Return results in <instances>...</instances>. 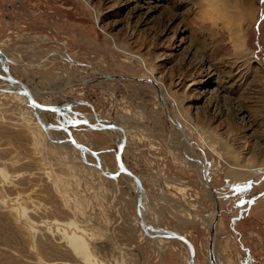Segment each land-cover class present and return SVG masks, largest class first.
Instances as JSON below:
<instances>
[{
  "label": "rangeland",
  "instance_id": "obj_1",
  "mask_svg": "<svg viewBox=\"0 0 264 264\" xmlns=\"http://www.w3.org/2000/svg\"><path fill=\"white\" fill-rule=\"evenodd\" d=\"M0 50L38 102L124 129L144 219L184 234L194 264H211V225L217 261L238 262L231 202L264 196V0H0ZM10 89L0 79V264H186L185 243L143 231L135 182L83 160L114 173L117 129L44 111L49 138ZM247 226L264 264V227Z\"/></svg>",
  "mask_w": 264,
  "mask_h": 264
},
{
  "label": "water",
  "instance_id": "obj_2",
  "mask_svg": "<svg viewBox=\"0 0 264 264\" xmlns=\"http://www.w3.org/2000/svg\"><path fill=\"white\" fill-rule=\"evenodd\" d=\"M7 62V58L6 55L0 50V65H1V70L5 73L6 76H1L0 78L3 79L4 81L8 82V83H16L18 84V87L15 91L17 93H19L20 95H22L25 100L27 101V104L29 107H31L33 109V112L35 113V110H43V111H55L58 112L62 115H64L66 118L69 119V122L71 124H84L86 126H88L89 128L93 129V130H103V129H117L119 130V132L121 133V142L118 146L117 152L115 154V159H116V164H117V170L114 173H106L105 171H103V169L100 167V165H96V164H90L93 167H97L100 171V173L102 175H105L107 177L110 178H114L119 174H127L136 184L137 186V200H136V215L138 218V221L141 225V227L143 228L144 232H152V234H148L145 233L147 236H161V237H166V238H173V239H178L180 241H182L183 243H185L189 249V257L188 260L186 262V264H194V257H195V247L193 245V243L184 235L179 233L178 231H175L173 229H167L164 227H155L152 226L149 222L147 223L142 214H141V204H142V194L144 191L143 188V184L141 182V179L139 178V176L135 173H133L130 169H128L127 167H125L122 163V152L123 149L125 147V143H126V136H125V131L123 130V128L121 126H119L116 123L113 122H106V123H101L96 121L94 124L90 123L87 119H82V120H78L76 118H74L65 108H63L61 105H57V104H44V103H40L37 100H35L31 94V90L29 89V87L22 82L21 80L15 78L14 76H12L5 63ZM108 78H124V79H130V80H135V81H146V82H150L151 81L149 79H144V78H134V77H127V76H106ZM35 117L37 118V121L39 122L40 127L43 130L48 129L49 125L43 123L39 118L38 115L35 113ZM178 127L183 130V127L178 124ZM65 132L69 135V139L65 140L66 142H70L76 149H78L82 155L83 153V147L78 144L77 142H75V140L72 138L69 130L64 129ZM83 160L86 162L85 158L83 157ZM216 202L218 203V198L215 196ZM218 204H216L217 206ZM214 242H215V238H214V227L213 225L210 226L209 229V238H208V257L210 260L211 264H219V262L217 261V259L215 258V254H214Z\"/></svg>",
  "mask_w": 264,
  "mask_h": 264
},
{
  "label": "crops",
  "instance_id": "obj_3",
  "mask_svg": "<svg viewBox=\"0 0 264 264\" xmlns=\"http://www.w3.org/2000/svg\"><path fill=\"white\" fill-rule=\"evenodd\" d=\"M229 189L231 188L229 187L227 190ZM244 189L248 188H242V190ZM228 192L229 191H222L221 193ZM242 192L244 193V191ZM262 194H264V192ZM233 202H231V205L232 209L235 210H232L233 213L230 215L228 227L242 252V256L236 264H255L257 261L255 259V254L253 253V248L244 242V237L246 234V229H249L247 224L252 226L255 225L256 227L258 224H260L264 227V196L258 198L257 200L243 198L239 201ZM247 216L250 218L246 219ZM257 231L259 232L260 230ZM261 238H264V235H261ZM257 264H263V262H257Z\"/></svg>",
  "mask_w": 264,
  "mask_h": 264
},
{
  "label": "bare ground",
  "instance_id": "obj_4",
  "mask_svg": "<svg viewBox=\"0 0 264 264\" xmlns=\"http://www.w3.org/2000/svg\"><path fill=\"white\" fill-rule=\"evenodd\" d=\"M209 2V1H208ZM214 3V2H213ZM207 4V3H206ZM212 5V4H211ZM226 4L224 5V4H222L221 5V7L220 8H217V10H220V9H225L226 8ZM219 7V6H218ZM222 12V11H221ZM227 14V11H226V13H225V15ZM236 35H237V33H236ZM239 36V35H238ZM236 38H237V36H236ZM3 52V51H2ZM0 68H1V65H0ZM2 76V75H1ZM1 79V78H0ZM3 80V79H2ZM4 81V80H3ZM151 81V80H150ZM4 82H6V81H4ZM149 82V81H148ZM151 83L157 88V83H153V81H151ZM6 84H8L9 86H11V89L10 90H12V91H14V93H17L15 90L17 89V88H19L18 87V84H16V83H8V82H6ZM2 89V88H1ZM7 90H9V89H7ZM18 94L19 93H17V96H18ZM31 94H32V92H31ZM20 95V94H19ZM22 96V95H21ZM33 96V95H32ZM23 97V96H22ZM161 97V96H160ZM24 98V97H23ZM34 98V97H33ZM25 99V98H24ZM35 99V98H34ZM26 101V100H25ZM27 102V101H26ZM27 105V107H29L28 106V104H26ZM31 110H32V113H33V115L35 116V113L38 115V118L44 123V122H46V120H44V118L42 117V112H44L43 110H35L36 112L34 113L33 112V109L31 108V107H29ZM55 112V111H54ZM36 118V117H35ZM75 118V117H74ZM77 119V118H76ZM36 120H37V118H36ZM79 120V119H78ZM171 121L176 125V126H178V124H180L181 125V123L179 122V121H177V122H175L172 118H171ZM39 123V122H38ZM46 124V123H45ZM119 125V124H118ZM63 129H65V127H64V125H60ZM120 126V125H119ZM182 126V125H181ZM183 127V126H182ZM54 128H57V126H54V127H49L48 129H46V130H43L44 132H45V134H46V136L47 137H49L50 138V136L51 137H53V138H55V137H57L56 136V134H55V132H56V130H53ZM48 130H49V132H48ZM52 130V131H51ZM113 130V129H112ZM124 130V129H123ZM181 130V129H180ZM183 130H185L184 128H183ZM51 131V132H50ZM119 131V130H118ZM182 131V130H181ZM183 132V131H182ZM120 133V132H119ZM68 135V134H67ZM120 135H121V133H120ZM72 136V135H71ZM72 138H73V136H72ZM186 139H187V137H185ZM68 139H69V135H68ZM74 139V138H73ZM75 140V139H74ZM76 142V141H75ZM65 143H67V145H72L70 142H65ZM73 146V145H72ZM82 146V145H81ZM74 147V146H73ZM83 147V146H82ZM85 152V153H84ZM89 152H91V155L93 154V155H96V153H92V151L91 150H89ZM85 154L86 155H88V156H90L88 153H87V151H85V148L83 147V153H82V155L83 156H85ZM91 157V156H90ZM97 157V156H96ZM85 158V157H84ZM121 158H122V156H121ZM88 159V158H87ZM87 159H85L86 160V163H88V164H91V163H89L88 161H87ZM93 159V158H92ZM98 163H95L96 165H100V167L103 169V171H105V172H107L109 169H107V168H105L101 163H100V161H99V158L97 157V158H94ZM95 161V162H96ZM92 166V165H91ZM97 168V167H96ZM98 169V168H97ZM129 169V168H128ZM98 171H99V169H98ZM113 179V178H112ZM142 197H143V194H142ZM218 201V203H219V200H217ZM217 202H216V204H218ZM142 205V204H141ZM141 210H142V208H141ZM141 214H142V216H143V213H142V211H141ZM144 218V217H143ZM137 220H138V218H137ZM145 220V219H144ZM146 221V220H145ZM139 222V221H138ZM147 222V221H146ZM148 223V222H147ZM145 233H148V234H152V232L151 233H149V231H147V232H145ZM196 254V253H195ZM194 259H195V257H194ZM220 264V263H219Z\"/></svg>",
  "mask_w": 264,
  "mask_h": 264
}]
</instances>
